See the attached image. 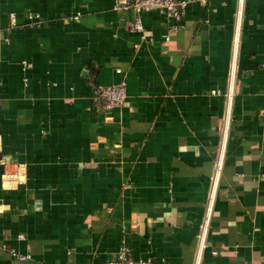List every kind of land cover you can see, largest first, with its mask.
I'll return each instance as SVG.
<instances>
[{
	"label": "crops",
	"instance_id": "0c3cea01",
	"mask_svg": "<svg viewBox=\"0 0 264 264\" xmlns=\"http://www.w3.org/2000/svg\"><path fill=\"white\" fill-rule=\"evenodd\" d=\"M180 1L0 0V264H264V0Z\"/></svg>",
	"mask_w": 264,
	"mask_h": 264
},
{
	"label": "built area",
	"instance_id": "2783aa9c",
	"mask_svg": "<svg viewBox=\"0 0 264 264\" xmlns=\"http://www.w3.org/2000/svg\"><path fill=\"white\" fill-rule=\"evenodd\" d=\"M186 3L180 0H127V6L131 7L137 13L142 11H150L155 10L166 17L177 20L180 17V7H185ZM240 14V11H238ZM11 21H14V15H10ZM29 18L31 16L29 15ZM131 28L135 31H142L143 26L141 24L140 18L137 15L133 22L131 23ZM23 64H26L23 61ZM27 66H29L27 64ZM116 74L121 73V69L117 68L115 70ZM94 93L96 94L97 98L101 100L102 106L101 108L107 111H112L115 108L121 106L126 98L127 91H126V81L124 78L119 79L118 81L104 86H97L94 89ZM231 95V94H230ZM221 168V163L217 166V173ZM217 178V175H216ZM213 195L211 196L212 201ZM211 204L208 207V213L205 217L204 224H203V233H202V241H204L203 237L206 234L207 225L210 218ZM11 255L19 260H26L29 258V255L19 254L17 251L12 250ZM99 264H151L150 258H140L134 259L126 247H120L115 255L110 259L101 262Z\"/></svg>",
	"mask_w": 264,
	"mask_h": 264
}]
</instances>
